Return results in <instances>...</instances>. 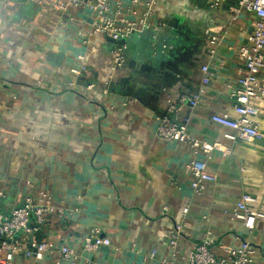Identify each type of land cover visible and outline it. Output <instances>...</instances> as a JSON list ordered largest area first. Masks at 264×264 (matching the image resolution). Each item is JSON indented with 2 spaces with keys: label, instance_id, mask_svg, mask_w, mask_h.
<instances>
[{
  "label": "crops",
  "instance_id": "0c3cea01",
  "mask_svg": "<svg viewBox=\"0 0 264 264\" xmlns=\"http://www.w3.org/2000/svg\"><path fill=\"white\" fill-rule=\"evenodd\" d=\"M52 1L0 0L2 210L41 190L56 204L79 208L50 217L37 234L71 245L76 264H164L170 231L182 220V253L206 236L216 253L223 243L249 240L259 250L251 264H264V219L248 230L229 212L244 192L256 195L254 207L264 211V138L232 142L225 134L233 129L213 120L238 116L241 48L256 14L239 0H158L157 37L153 30L131 36L124 65L111 75L116 43L91 34L92 10L55 9ZM80 54L88 69L76 77ZM72 80L77 85L70 86ZM88 83L96 87L86 90ZM194 94L200 102L184 105L179 119L199 139L232 145L231 154L215 152L209 159L217 179L201 191L192 187L191 162L206 155L157 133L156 117ZM255 103L261 109L252 118L264 132V99ZM93 229L112 245L85 252L83 238ZM57 260L58 254L17 255L13 264Z\"/></svg>",
  "mask_w": 264,
  "mask_h": 264
},
{
  "label": "built area",
  "instance_id": "2783aa9c",
  "mask_svg": "<svg viewBox=\"0 0 264 264\" xmlns=\"http://www.w3.org/2000/svg\"><path fill=\"white\" fill-rule=\"evenodd\" d=\"M41 1V0H40ZM158 0H53L55 9L65 10L69 6H86L93 12L91 21V34L104 33L116 43L112 52L110 63L111 75L122 67L126 60L129 47L128 40L131 36H141L147 30L155 31L153 37H157L160 23L156 21ZM241 8L256 14L253 21V30L248 36V44L241 48L244 64L241 67V75L238 77V89L235 96L234 109L237 117L228 115H214L213 120L229 126L233 132H227L225 137L232 142L238 140L253 141L264 138V132L252 117L260 113V106L255 102L264 99V81L261 72L264 68V0H239ZM239 11V8H236ZM89 40L85 39L84 43ZM152 45L156 44L152 42ZM166 47V46H165ZM214 52V49L212 50ZM79 65L72 69L76 77L82 76L88 69L86 54L78 55ZM208 80L209 67H202ZM76 80L70 81V86L77 85ZM96 87L95 83H88L86 90ZM107 92V89H103ZM200 102V95H183L178 103H171L168 112L156 117L158 121L157 133L161 138L174 139L189 145L196 151L206 155L205 159L195 158L191 162L193 175L192 187L201 191L205 183L215 181L217 178L209 171V159L215 152L229 155L232 145L223 141H208L193 136L186 125L185 120L178 117L184 105L195 107ZM5 193L0 189V264H13L17 255L27 257L38 254H58L57 263L76 264L79 255L75 249L66 243L57 245L49 239H39L37 234L50 217L62 218L67 216L70 210L79 211V208L69 209L64 201L56 204L51 195L44 190L35 195H28L21 206L12 208L9 212L2 210V202ZM258 197L249 192H244L234 205L229 209L233 219L241 221L248 230H253L258 218L264 219V211L255 208ZM189 212V207L183 209V214ZM184 236L183 220L176 223L169 236V256L163 258L164 264H251L255 261L258 248L249 240H245L240 246L221 244V253L212 249V240L206 236L195 243L187 252L180 250L181 240ZM109 236L102 235L96 229L90 231L82 241L83 250L90 253L102 246H111ZM157 253L152 250L151 256ZM89 264H93L89 260Z\"/></svg>",
  "mask_w": 264,
  "mask_h": 264
}]
</instances>
